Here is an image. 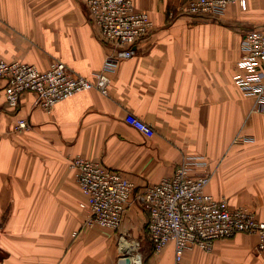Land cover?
<instances>
[{
  "label": "crops",
  "instance_id": "obj_1",
  "mask_svg": "<svg viewBox=\"0 0 264 264\" xmlns=\"http://www.w3.org/2000/svg\"><path fill=\"white\" fill-rule=\"evenodd\" d=\"M188 1L133 0L154 28L110 75L108 96L92 89L47 112L27 92L12 109L0 79V264L131 258L124 250L131 243L120 247L124 224L117 232L85 226V198L71 167L77 156L122 172L136 190L171 177L186 156L203 157L207 165L195 174L210 173L207 192L264 221V112L255 111V100L235 79L245 72L238 66L244 31L264 27V0H247L246 10L232 3L217 18L182 16ZM108 55L81 0H0V60L41 70L61 61L93 79ZM129 113L155 135L129 125ZM19 120L28 127L18 129ZM257 243L255 235L237 234L216 241L209 253L187 252L184 261L264 264ZM173 257L169 247L154 262L173 264Z\"/></svg>",
  "mask_w": 264,
  "mask_h": 264
},
{
  "label": "built area",
  "instance_id": "obj_2",
  "mask_svg": "<svg viewBox=\"0 0 264 264\" xmlns=\"http://www.w3.org/2000/svg\"><path fill=\"white\" fill-rule=\"evenodd\" d=\"M81 2L101 41L109 47L102 70L93 79H87L71 72L61 61L41 70L24 62L0 60V79L6 81L5 98L10 108H18L27 92L35 94V106L47 112L57 103L92 89L108 96L110 75L121 62L135 55L136 44L154 28L150 15L137 10L133 0ZM235 2L246 10L247 0H189L179 13L190 18H217ZM241 50L238 66L245 72L237 74V86L255 100L256 112H264V27L246 29ZM126 122L149 138L155 135L150 124L133 114H127ZM27 127L25 120L18 121V129ZM206 165L203 157L186 156L171 177L136 190L122 172L101 162L75 157L71 167L85 198L80 204L88 213L85 226L117 232L127 212L138 206L147 212L146 232L153 253L162 255L172 247L173 264H186L187 252L200 249L209 253L216 241L237 234L257 236V250L264 252V221L250 209L231 208L226 198L217 199L208 193L210 173L195 174L196 169Z\"/></svg>",
  "mask_w": 264,
  "mask_h": 264
},
{
  "label": "rangeland",
  "instance_id": "obj_3",
  "mask_svg": "<svg viewBox=\"0 0 264 264\" xmlns=\"http://www.w3.org/2000/svg\"><path fill=\"white\" fill-rule=\"evenodd\" d=\"M217 199H219V198H217ZM220 199H222V198H220ZM135 208L133 211H131V213H129V211H128L127 212V214L129 213L128 215L126 214L127 217H125V220L123 222V224H124L123 231H122L123 235L120 236V244L122 241H126V242L131 243V247L132 246L134 247V248L132 247L133 251L135 250L134 253H132V255L133 254L135 255L133 259H135L136 256L138 258L136 260V263H134V264H148V263L151 264V262H153L152 264H155V262H154L155 259L161 255H155L152 252L151 244H150V241L148 240V236H147V232H146L147 212L144 211L141 207L137 206V208L136 209ZM244 208H247V207H244ZM248 209H250V208H248ZM250 210L256 214V212L254 210H252V209H250ZM256 216H257V214H256ZM121 228H122V226H121ZM135 243L137 244L136 247H135ZM138 255L141 256V261H140ZM126 257L127 256H124V254H122L120 256V258H126ZM173 260H174V257L172 259V262H173Z\"/></svg>",
  "mask_w": 264,
  "mask_h": 264
},
{
  "label": "bare ground",
  "instance_id": "obj_4",
  "mask_svg": "<svg viewBox=\"0 0 264 264\" xmlns=\"http://www.w3.org/2000/svg\"><path fill=\"white\" fill-rule=\"evenodd\" d=\"M127 250H126V249ZM125 248H124V250L126 251V254L129 256L130 255V257H132L131 255H132V247L131 246H127L126 244H125ZM130 248V249H129ZM131 251V252H130ZM125 261V262H124ZM124 261L123 262H120V264H133L132 263V261H131V258H129V260H127L126 258L124 259Z\"/></svg>",
  "mask_w": 264,
  "mask_h": 264
},
{
  "label": "trees",
  "instance_id": "obj_5",
  "mask_svg": "<svg viewBox=\"0 0 264 264\" xmlns=\"http://www.w3.org/2000/svg\"><path fill=\"white\" fill-rule=\"evenodd\" d=\"M153 252V251H152ZM148 263V262H147Z\"/></svg>",
  "mask_w": 264,
  "mask_h": 264
}]
</instances>
